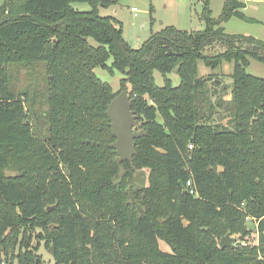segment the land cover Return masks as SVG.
I'll list each match as a JSON object with an SVG mask.
<instances>
[{
    "label": "trees",
    "instance_id": "16d2710c",
    "mask_svg": "<svg viewBox=\"0 0 264 264\" xmlns=\"http://www.w3.org/2000/svg\"><path fill=\"white\" fill-rule=\"evenodd\" d=\"M116 2L7 0L0 9V264H39L42 244L56 264H264V78L248 71L250 60L264 64V42L222 26L254 23L246 3L227 0L215 19L205 0L203 30L168 26L135 49L122 21L100 14ZM41 63V99L12 85ZM224 63L231 87L200 74V64L215 72ZM101 67L124 75L118 92ZM122 91L145 136L117 180L107 109ZM248 218L259 244L220 249L228 231L248 239Z\"/></svg>",
    "mask_w": 264,
    "mask_h": 264
},
{
    "label": "rangeland",
    "instance_id": "374dc122",
    "mask_svg": "<svg viewBox=\"0 0 264 264\" xmlns=\"http://www.w3.org/2000/svg\"><path fill=\"white\" fill-rule=\"evenodd\" d=\"M7 0H0V9ZM116 1V0H114ZM205 0H117V2L107 8H101V15L108 16L113 15L115 18H119L124 25V35L126 40L130 43L132 48L138 49L143 43L151 38L152 33L158 32L165 27L174 26L179 30H195L201 31L205 28V21L202 15L203 6ZM210 8L212 10L213 18L219 19L223 10L226 0H209ZM75 9L78 11H89L90 5L88 3L74 4ZM133 8H136L133 11ZM247 17L255 20L254 23L243 21L239 18H233L228 22L222 23L225 32L230 35H244L256 37L264 42V0H246V9L243 10ZM214 51L223 50L220 47L214 48ZM112 60L108 62L111 65ZM223 69L213 72L210 68L199 65L200 74L208 76L210 74H216L213 77L211 83L218 82V87L232 86V80L230 75L233 72L232 64L224 63ZM30 74H27L25 70H21L17 79V74L12 76V85L16 83L17 89H23L29 85L30 89H33L41 99L46 91V69L45 64H38L37 67L32 70H27ZM249 73L253 76L264 78V64L257 60H250ZM97 76L100 80L107 82L113 88L115 92L120 89V81L124 78L121 72L110 74L102 67L96 69ZM173 80L174 85H178L179 77L176 72H173L168 76ZM17 79V81H16ZM156 85L164 86L163 76L157 71L155 72ZM210 83V84H211ZM221 91V88H219ZM231 89L229 88L228 94L225 96L226 100L230 99ZM216 97H213V100ZM227 123V120L223 122ZM13 174V173H12ZM13 176V175H12ZM146 174L140 176V181L145 185ZM137 179V177H136ZM247 227L250 230L248 239L242 241L239 236H233L238 241L236 245H258L259 233L257 220L248 218ZM34 246H37V242L33 241ZM161 248L166 252H171V247L166 243L160 242ZM38 259L41 261L39 264H56L53 260L52 254L49 250L43 246L38 251ZM15 264H19L16 262Z\"/></svg>",
    "mask_w": 264,
    "mask_h": 264
},
{
    "label": "water",
    "instance_id": "95a60500",
    "mask_svg": "<svg viewBox=\"0 0 264 264\" xmlns=\"http://www.w3.org/2000/svg\"><path fill=\"white\" fill-rule=\"evenodd\" d=\"M215 84H219L215 82ZM133 104L130 100L128 91H122L116 96L110 103L107 109V116L111 121L112 133L116 142L112 145L117 155V164L119 166V175L117 180H120L125 175V166L123 163L129 162L131 167H134V158L136 156V141L139 138L145 136L143 131L136 130V115L132 110ZM146 174L145 186H148V178L150 172L146 169L143 170V174ZM8 177H12V173L6 174ZM54 206L48 208L51 212ZM219 247L222 250L227 248L235 249L237 247V238L231 235V231L226 233V236L221 238ZM41 261L38 259V263Z\"/></svg>",
    "mask_w": 264,
    "mask_h": 264
},
{
    "label": "built area",
    "instance_id": "2783aa9c",
    "mask_svg": "<svg viewBox=\"0 0 264 264\" xmlns=\"http://www.w3.org/2000/svg\"><path fill=\"white\" fill-rule=\"evenodd\" d=\"M196 1H199V2H200V1H202V0H196ZM135 10H136V8H133V11H135ZM192 147H193L192 145H189V148H190V149H191ZM191 185H192V184H191V181L187 183V186H188V187H190ZM191 193H192V194H196V193H197L196 189H195V188H192V189H191Z\"/></svg>",
    "mask_w": 264,
    "mask_h": 264
},
{
    "label": "crops",
    "instance_id": "0c3cea01",
    "mask_svg": "<svg viewBox=\"0 0 264 264\" xmlns=\"http://www.w3.org/2000/svg\"><path fill=\"white\" fill-rule=\"evenodd\" d=\"M227 1V0H226ZM225 1V2H226ZM244 2L246 3V0H244ZM246 9V8H245ZM100 14H101V9H100ZM108 16H111V17H114L113 15H108ZM115 18V17H114ZM117 18V17H116ZM119 19V18H118Z\"/></svg>",
    "mask_w": 264,
    "mask_h": 264
}]
</instances>
